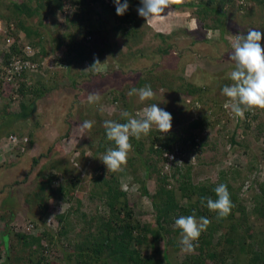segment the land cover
<instances>
[{
  "label": "rangeland",
  "instance_id": "1",
  "mask_svg": "<svg viewBox=\"0 0 264 264\" xmlns=\"http://www.w3.org/2000/svg\"><path fill=\"white\" fill-rule=\"evenodd\" d=\"M6 1L8 0H2L0 3L3 4ZM14 1L18 2L19 0ZM32 3L34 4V2ZM65 5H67L65 15L68 13L67 15L73 16L75 13L72 9H68L70 7L69 4L66 3ZM131 7L134 9L133 13L138 21L135 28L136 31L131 34V37L125 39L117 35V33H121V28L116 30L114 27L115 23H111L107 19H105L104 23L107 22L108 33L103 36L94 35L95 39L98 40L97 48H101L100 51L96 50L95 52L101 57V62L98 66L99 71L104 72L102 73L104 76L103 80H97L98 75H83L88 71V63L86 62L78 67L81 75L64 76L63 72L66 66L55 65V62L59 55L64 54L66 45L51 50L49 54L45 55L44 58L48 59H45L44 69L39 70L37 75L31 78L33 83L30 85L33 89L40 86L38 82L42 81L43 83L44 81L47 86L52 87L51 90L48 88L42 97L34 100L35 113L39 112L41 120L39 122L37 118L35 119V115H32L26 121V133L21 132L22 130L20 131L29 138L26 151L15 159L12 165L0 166V208H9L16 213V217L13 220L14 226L12 225L14 230H21L25 226L27 229L30 219L38 222V228L41 231L50 227L56 228V226H59L60 229L62 226L67 229V235L60 237V241L57 243L55 241L53 247L51 246V250H54L52 256L57 257V259H53L54 264H65L62 251L72 252L75 245L80 242L83 243L84 240L85 242L88 239L94 240V242L98 243L102 240L106 244L110 241L105 238V234H109L110 237L118 236L116 228L119 219H115L114 223L105 221L110 209L105 197L102 196L103 198H100L97 193L98 190H96L97 180H95V176H97V173L107 175L109 179L111 178V170H107L106 165L101 160L104 153L95 155L94 152L101 138L103 139L104 121L107 119L113 121H116V118L119 119L121 107L119 110L118 99L119 97L120 99L122 98L119 96L120 90H124L125 95L128 96L127 93L130 88L136 85L138 78L145 73L144 70L150 67H153V70L157 73L156 77H153L154 81L152 82L158 87L160 79L164 78L166 82L170 80L173 87L182 80L208 86V92L203 100L206 102L203 110L205 111L203 113L205 116L204 122L208 124V127L198 132L205 139L203 141L201 138L202 143L198 147L200 152L197 151L199 154L187 152L183 157L189 160L193 159L190 162L194 164L195 161L201 162L198 165L195 164L194 166L196 167L192 168V170H203L197 178H194L195 181L209 180L210 182H215L218 180L219 170H225L228 172L226 175L227 180L233 183L234 188L241 185L239 190V193H241L238 194L239 198L245 202L247 217L244 219L243 216L236 213L231 220L225 221L226 228L233 230V227L237 232L246 235V226L252 228L255 225L256 227L261 221L259 217L251 215L252 203L250 201L252 190L250 188L246 189V187L247 185H253L255 180L253 178H257L260 181L264 179V140L255 139L251 133V135L245 133L243 137L237 135L235 139L238 143L230 147L229 138L234 130L236 120L233 116L226 115L227 111L222 112L218 106L219 102L230 103V99L222 93V88L233 83L230 79V73L234 70L235 63L229 57L235 36L239 33L244 34L249 29H257L264 32V8L255 5L252 1L234 0L227 5L229 16L219 18L217 13L208 11V14L201 18L204 14L200 12L197 14V11H195L201 10L200 7L187 8L181 6L174 8L170 6L165 10L164 16L146 20L138 15L136 3L131 4ZM42 15L43 18L41 19L44 22V26L40 29L46 33V35L44 34L43 45L53 47L55 32L63 33L66 30V16L62 11H55V13L46 11L42 12ZM198 15L201 16L199 17L200 19ZM90 19L94 26L100 27L97 15L91 16ZM217 19L224 25V39L219 37L217 28L214 30L210 29V27H205L206 24L207 26L216 24ZM10 22L16 24L14 21ZM20 31L24 33L22 30ZM47 31L54 32V35L52 33L50 35L47 34ZM159 32L165 37V40H162L164 37L161 38L157 35ZM166 45L170 46L168 54L158 51L159 48H164ZM6 46V41L0 43L2 53L7 51ZM262 47H264V44H262ZM120 56H123L122 59L124 60L129 56V63L131 64L127 65L125 63L126 66H124L123 62L116 60ZM109 63L114 68L110 67L107 69ZM119 66H123V68L117 69ZM72 82L75 84L73 85ZM170 89L164 87L154 90V98L145 101H140L138 95L131 96L130 100L128 99L131 105H126L129 108L127 111L135 118H143L144 109L148 107L149 100L154 99L158 107L171 113L173 119L170 131L180 127H187L191 118V111L187 109H182L180 113L177 111V107L181 105L178 102L175 103V98L178 94L181 98L184 96L180 95V93H173ZM93 92H98L102 96L96 109L87 102L88 95ZM113 93L118 96V99L114 100ZM33 96L34 93L29 92L27 96L25 95L26 99L21 95L23 100L19 98V101H26L27 103L28 99L33 100ZM126 99L127 97L124 98V101ZM4 102H6L10 110L14 112L19 110V104L17 102L15 104L11 103L8 97L2 100V103ZM82 103L83 108L81 111L88 115L89 118L81 120L75 113L78 104ZM134 106L139 107L135 108ZM200 106H202L201 103ZM137 113H140V117H137ZM85 120L95 121L90 131H82L80 128V125ZM263 120L264 116L259 114L256 122H263ZM37 123L38 125H36ZM263 128L264 125L262 130ZM168 133L159 132L156 125L153 124L150 132L141 136L143 145L140 144L142 146L140 154L145 162L143 165L137 161L135 162L137 168L135 173L136 177L139 178L138 180H140L139 182L135 181L134 174L126 170V165H122L115 175L118 178L120 188L125 191L123 198L126 199L128 210H131L134 219H139L141 223H150L154 227L156 226V210L151 198L143 194L138 186L143 180L148 192L155 195L159 187L156 171L159 173L160 171L165 172L169 168L166 167L168 166L166 161L163 164L157 161V156L150 151L151 142L154 141L155 145L153 148L156 147L158 145L156 136L159 137ZM90 142H92V146ZM176 145L171 147L173 151ZM3 148L8 149L9 147H2L0 154L5 153ZM132 151L129 152L128 157L132 156ZM58 158L61 160L60 165L55 160ZM251 163H255V167L249 170L248 165ZM145 164L149 166L148 169H146ZM153 167L156 168L155 171H153ZM48 168L50 172H56L61 179L64 176L70 177L69 173L74 174L77 172L80 174V181L73 187L72 194H63L64 198H61L57 195H51L50 191L48 192L46 189L40 190L38 188L41 177L48 175ZM66 168L69 171L67 175H64L65 173L62 169ZM73 168L75 170H72ZM237 171L240 172L239 175L241 177L238 176L236 180H233V177L238 175ZM166 186L167 188H176L177 182L171 180L170 184ZM123 198L121 196L120 200ZM162 200L164 199L162 198ZM112 202L115 203L116 200ZM179 203L185 204V199H182ZM69 209L70 211L68 212ZM59 215H64L65 218L59 220ZM177 218L179 217L174 218L170 223L164 224L169 232H165L164 238H159L155 243L153 241L149 243L151 233L147 234V242L137 246V248H141L143 256H151L156 253V250L162 251L166 242L169 253L175 252L178 262H181L186 255L198 256L200 254L196 249L193 252L182 250L180 243L182 232L181 230L177 231L178 227L175 226ZM100 220L104 223V228L100 225ZM21 222L22 224H20ZM47 225L50 226L48 227ZM4 229L5 225L4 221H2L0 222V242L1 233ZM209 229L207 227L205 232L209 233ZM50 230L53 229L50 228ZM231 230H228V235L232 236ZM34 231L36 232V229ZM220 234V229L213 233L208 245L209 248L205 249L202 255L206 259H208L206 255L208 251L218 252L216 260L225 257L227 243L223 238L219 237ZM94 235L95 239L93 238ZM116 240L118 239L116 238ZM195 243H198V241ZM177 244L181 245L179 250L175 248ZM81 246H84V244ZM15 247L17 248V245ZM1 252H3V249H0ZM98 254L99 259L94 260L95 257L92 256L89 259L85 258V263H125L120 260V255L117 251H112L108 247L105 248L103 246ZM77 258L75 260L76 257L74 254L72 255L70 259L72 264H76V261L84 264L79 257ZM235 259L237 258L230 256V258L224 260L226 264H232L233 261H236ZM12 261L14 263L13 258Z\"/></svg>",
  "mask_w": 264,
  "mask_h": 264
},
{
  "label": "trees",
  "instance_id": "2",
  "mask_svg": "<svg viewBox=\"0 0 264 264\" xmlns=\"http://www.w3.org/2000/svg\"><path fill=\"white\" fill-rule=\"evenodd\" d=\"M1 1L2 0H0V2ZM233 1L234 0H183L182 3H173L171 6L174 8H179L181 6L187 8L200 7L201 10L195 11H197V14L200 12L204 15L202 17L198 15V18H204L208 14V11L217 13L219 18H222L229 16L227 5ZM248 1H252L255 5H259L260 7L264 8V0ZM32 2H34V4ZM123 2L124 0H121V3ZM66 3H68L71 7H68V9H72L74 11L75 14L73 16L67 15L68 13L65 15L67 7V5H65ZM133 3H136L138 8L141 7V0H128L129 7L127 11L123 15H117L114 0H19L18 2L14 0H8L3 4L0 3V19L4 20L6 23L10 21L16 22L15 25L17 30L13 32L11 37L17 38L16 34L19 30L24 32L20 37V39H23L21 40L20 46L28 44L34 48H39L34 49L33 55L30 57L32 61L41 60L45 57V55L49 54L51 50H55L62 45H66L64 54L57 57V62H59L60 65L66 66L63 72L64 76L72 77L73 75H81L78 67L86 62L88 63V71L83 75H98L97 80H103L102 78H104V76L102 73L104 72L99 71L98 66L101 62V57L95 52L96 50L100 51L101 48H97L96 45L98 40L95 39L94 35L103 36L108 33L109 27L106 26L107 22L104 23L105 19H107L111 21V23H115L114 27L116 30L121 28V33H117V35H120L125 39L131 37V34L135 33V28L138 24V21L136 20L133 13L134 9L131 7V4ZM46 11L54 13L55 11H62L66 16V30H64L63 33H59L57 31L55 32L56 35L53 38L55 43L53 44V47L43 45V38L44 34L46 35V33L40 28L44 26V22L41 19L43 18L42 12ZM93 15H97L100 21V27L98 28L91 23L90 18ZM218 19L216 24L212 26H207L206 24L205 27H210V29L214 30L217 28L219 31V37L224 39V25ZM51 33L54 35V32L47 31V34L50 35ZM157 35L161 38L164 37L160 32L157 33ZM162 40H165V37L162 38ZM261 44H264V38H262ZM169 48L170 46L166 45L164 48H159L158 51L168 54ZM11 50L12 51L4 53H2V50H0V61H5L3 65L0 64V95L2 100H5L8 97L9 92L14 91V87H12L11 84L14 82L7 81L5 75L6 64L9 62L10 57L18 56L16 54L19 52V45L16 41L13 43ZM129 56L125 60L122 59L123 56L118 57L116 60L123 62L122 64L126 66L125 63H127V65L131 64L129 63ZM96 61H99V63H95ZM110 67L114 68L111 63L107 65V69ZM121 68H123V66H119L117 69ZM144 72L145 73L143 76L141 75L138 78V82L136 85H134V87L142 88L147 84L151 85L153 91L164 87H167V89L171 88L170 91L173 93H180V95L184 96L181 98L178 94V96L175 98V103L178 102V104L182 106H178L177 111H179V113L182 111V109L191 111V118L187 124V127L176 128V130L170 131L168 134L160 135L159 137L156 136L158 145L154 148V141L151 142L150 151H152L157 156V161L161 162L162 164L165 161H169L168 157L164 156V153L173 151L171 147L175 144H177L175 151L179 155L177 160L171 161V165L167 171L162 172L159 170L161 175L158 171H156V178L159 183V187L155 195L148 192L147 186L143 180L138 186L142 193L148 195L152 200L154 209L156 210V226H151L150 223H141L139 219H134L131 210H128L126 199L123 198L125 196V191L120 188L118 178L115 176L117 172L111 171V178L109 179L107 178V175L97 173V176H95V180L98 181H96V190H98L97 193L100 198L105 197L107 200L106 203L110 209L109 214H107L108 217L105 221L114 223L115 219H119V223L117 224L118 229L116 228L118 236L110 237L109 234H105V238L110 241L106 244L102 240L98 243L94 242V240L88 239L86 242L84 240L83 243L80 242L76 244L72 249V252L62 251L65 264H72L70 259L73 254L76 257L75 260H77V257H79L81 262L83 261L84 264H86L84 260L85 258L89 259L94 256V260H97L99 259L98 253L101 251L103 246L105 248H110L112 251H117L120 255V260L125 262L124 264H226L224 259L230 258V256L237 258L232 264H264V179L260 181L257 180V178H253V180L255 179L253 185H247L246 187V189L250 188L252 190L250 201L252 203L251 215H255L257 218L259 217L261 221L256 227L255 225L252 228H248V226H246V235H243L234 230L233 227V230L225 227V221L231 220L233 215L236 213L243 216L244 219L247 217L245 202L243 199L239 198V194L241 193H239L241 185H239L237 188H234L233 183L227 180L226 175L228 172L225 170H219L218 180L215 182H210L209 180L195 181L194 178H197V176H199L200 172H203V170H192V168L196 167L194 165H198L199 162L195 161L194 164L193 162H190L193 161V159L189 160L183 157V155H185L187 152L191 154L198 153V147L202 143L201 138L203 141L205 139V137L198 132L203 130V128L208 127V124L204 122L205 116L203 114L205 112L203 110L205 109L204 106L206 103L203 100L205 94L208 92V86L182 80L179 84L173 87L170 80L166 82L165 78H159L161 81L158 87L152 82L154 81L153 77H156L157 75V73L153 70V67L146 68ZM39 83L40 86L33 89L31 87L25 88L24 86H21L15 91L18 95H22L24 99H26L25 95L27 96L29 92L34 93L33 100L28 99L27 103L26 101L20 102L19 110L16 112L10 110L6 102L2 103V100H0V138L4 135L6 136L9 133H12L10 131L13 130L14 126L12 124L15 121L23 119H26L27 121L32 115H35V119L37 118V120L40 122L41 118H39V112L35 113L36 108L33 105L34 100L36 98L42 97L45 91H47L48 88L51 90L52 87L47 86L44 81V84L42 81L38 82V84ZM72 84L74 85L75 83L72 82ZM119 94V96L122 97L121 99L120 97L118 99V96L115 94L113 97L114 100H116V98L119 100L118 109L120 110L121 107V111L128 110L129 108L126 105H131L129 101L130 97L125 95L124 90H120ZM126 97L127 99L125 101L127 103L124 101V98ZM99 103L100 101L90 105L96 109ZM154 103L156 104L154 99L149 100V105L147 106H150ZM200 103L202 106H200ZM226 104L229 103L219 102L218 107H220L222 112L227 111L228 114L226 113V115H231L236 120L234 130L232 134H230L231 136L229 138L230 147L238 143L235 139L237 135L243 137L245 133L249 135L252 134V137L255 139L264 140V128L262 130L264 120L263 122H256L259 114L264 116V109L251 108L245 112L244 118H240L235 116L230 108H226ZM137 107L139 106H136L135 108ZM82 108L83 103L78 104V107H76L77 111L75 114L77 117L81 120L83 118H89L88 115H85L81 111ZM115 120L120 123H125L127 118H123L120 115L119 119L116 118ZM36 125H38V123ZM103 131V139L101 138L99 145L95 148V155H98L99 153H104L105 155L107 149L116 147L114 141H109L107 139L105 128ZM30 143L32 142L30 141ZM130 143L133 145V154L127 159L126 170L129 173L134 174V179H136L135 181L139 182L140 180H138L139 178L136 177L137 175L135 173L137 172L135 162L137 161L142 165L145 162L140 154V151H142V146H140V144H142V139L140 138L139 140H136L134 137H130ZM90 145L92 146V142H90ZM34 160L36 161V159ZM55 160L59 163V165L61 164V160L59 158ZM52 165L54 166V164ZM145 166L146 169L149 168L148 165L145 164ZM248 166L249 170H251L253 167H255V163H251ZM62 170L65 173L64 175H67V172L69 171L68 168ZM72 170H75V168ZM155 170L156 168L153 167V171ZM237 174L238 175L233 177V180H236L238 176L241 177L239 175L240 172L237 171ZM68 175H70V177L64 176L61 179L56 172H50L48 168V175H43L41 177V181L38 183V188L40 190L46 189L48 192L50 191L51 195H57L58 197L64 198L63 194H72L73 187H75L76 183L80 181L79 173H69ZM146 175L148 176V174ZM171 180L177 182L176 188H167L166 185L170 184ZM219 184L227 185L228 191L230 193V199L234 205L230 215L221 219H217V212L210 211L207 208L206 200L203 204L201 203L202 197L212 198L213 200L217 199L214 189ZM121 196L123 198L122 200H120ZM162 198L164 200H162ZM112 199L116 200V202H112L114 201ZM182 199H185V204L179 203ZM69 211L70 209L68 212ZM193 214L197 218L203 216L211 221L208 226V228H210L209 233L203 231L198 239V243H196L197 246L195 249L200 252L198 256H193L191 254L186 255L181 262H178V259L175 257L176 253H169L170 251L166 245L167 242L164 244L162 251H155L158 254L153 253V255L148 257L141 254V248H137V246L141 243L145 244L147 242L148 233H151V240L149 243H151V241L155 243L159 238H164L165 232H169V230L165 228L164 224L170 223V221H173V219L176 217ZM15 217L16 213L12 211V209L10 210L9 208H0V222L4 221L5 225V229L1 233L0 249H3L4 253H0V264H54L53 259H57V257L52 256L54 250H51V246L53 247L55 243L59 242L60 237H65L67 235V229L63 226L61 229L59 226H56V228L50 227L53 230L46 228V230L41 231L38 228V222L30 219L28 224L29 227L27 229L26 226H23L24 228L21 230H14L12 225L14 224L13 220ZM64 218V215H59L58 217L59 220H63ZM168 218H170V220H168ZM20 224H22V222ZM100 225H102L103 228L105 227L101 220ZM47 226L49 227L50 225ZM34 229H36V232ZM219 229L221 231L219 237L223 238L227 243L225 255L226 258L223 257L216 260L218 257V252L208 251L206 252L208 259H206V257L202 256L203 252L205 249L209 248L208 245L210 244L213 233L217 232ZM179 230L180 229L178 228L177 231ZM228 230L232 231V236L228 235ZM93 238H96L95 235ZM116 238L118 240H116ZM80 244H84V246H81ZM15 245H17V248ZM175 248L179 250L181 245L177 244ZM76 264L81 263L76 261Z\"/></svg>",
  "mask_w": 264,
  "mask_h": 264
},
{
  "label": "clouds",
  "instance_id": "3",
  "mask_svg": "<svg viewBox=\"0 0 264 264\" xmlns=\"http://www.w3.org/2000/svg\"><path fill=\"white\" fill-rule=\"evenodd\" d=\"M183 0H141V7L137 9L138 15L144 17L146 20L154 17L164 16L165 10L168 9L173 3H182ZM116 5V14L123 15L128 7V0H114ZM4 28H7L6 32L0 31V43L6 41L7 51H12L11 47L16 41L19 45V52H22V48L25 45L20 46V37L23 33L17 31V38L11 37L13 32L17 30L16 25L13 22H4L1 20ZM13 25V30H10V25ZM264 38V32L257 29H249L246 34H237L232 44V51L229 59L234 61V70L230 73V79L233 81L231 85H225L222 88V93L230 99V103L226 104V108H230L232 113L240 118H244L245 112L251 108L264 109V47H262L261 41ZM31 46V45H30ZM32 47V46H31ZM33 49H39L32 47ZM6 51V52H7ZM44 60L46 58H43ZM41 59V60H43ZM48 59V58H47ZM46 59V60H47ZM38 60V61H41ZM95 63H99L96 61ZM55 65L61 66L59 62H55ZM44 69V67H42ZM40 68V70L42 69ZM37 72L23 74V78L19 81H13L12 87L14 91L9 92V101L13 104L17 102L20 104L18 95L15 91L21 86L25 88L29 87L33 83L31 78L37 75ZM128 96L138 95L140 101L152 99L155 96L151 85H145L142 88L136 87L130 88ZM101 99V95L98 92L90 93L87 97L89 104L98 103ZM0 100H2L0 95ZM121 117L127 118L125 123H120L113 120L104 121V128L106 130V137L109 141H114L116 147L107 149L106 154L102 157L103 163L106 165L107 170L113 172L119 171L122 165H126L128 154L133 150V145L130 143V137H134L139 140L142 135H147L152 125L155 124L157 130L161 133H168L172 127V115L164 109L158 107L157 104H151L144 109L143 118H135L127 110H123L120 113ZM95 124L94 120H85L80 125L81 130H91ZM13 134L17 137H26V141L21 143L23 150L10 145L1 144V141L8 135ZM0 138V149L4 146H8V149H4L5 153L0 155V166H9L14 163L21 154L26 151L29 144V138L25 134L9 133ZM217 199L202 197L201 203L206 200V206L210 211L217 212V219L226 218L231 213V209L234 207L227 185L219 184L215 189ZM211 221L206 217L197 218L194 214L187 216H180L175 220V226H177L182 232V239L180 241L182 250L187 252L195 251L201 233L207 230V227Z\"/></svg>",
  "mask_w": 264,
  "mask_h": 264
},
{
  "label": "built area",
  "instance_id": "4",
  "mask_svg": "<svg viewBox=\"0 0 264 264\" xmlns=\"http://www.w3.org/2000/svg\"><path fill=\"white\" fill-rule=\"evenodd\" d=\"M10 30H13V25H10ZM7 28H4L3 24L0 21V31L5 33ZM34 49L30 45H25L22 48L21 53H17L18 56H12L9 59V62L6 64V80L7 81H19L23 78V74L26 73H33L40 70V68L44 67L46 60L41 61H32L30 57L33 55ZM15 55V54H14ZM5 61L1 60L0 64L3 65ZM144 116V115H143ZM137 117H140V113H137ZM26 141V137H17L13 134L8 135L5 139L1 141V144H10L14 145L17 148L19 147L20 150H23V146H21L22 142ZM164 156L168 157V160L166 164L167 168L170 167L171 161L177 160L179 158V155L176 153V151H169L165 152Z\"/></svg>",
  "mask_w": 264,
  "mask_h": 264
},
{
  "label": "crops",
  "instance_id": "5",
  "mask_svg": "<svg viewBox=\"0 0 264 264\" xmlns=\"http://www.w3.org/2000/svg\"><path fill=\"white\" fill-rule=\"evenodd\" d=\"M12 125L14 126L13 127L14 131L12 130L10 132H12V133L16 132V133H19V134H22L21 132L26 133L25 132L26 131V119L15 121ZM2 167H4V166H2Z\"/></svg>",
  "mask_w": 264,
  "mask_h": 264
}]
</instances>
